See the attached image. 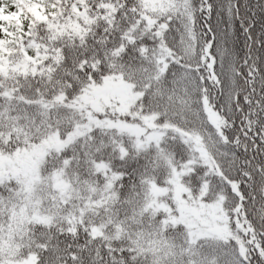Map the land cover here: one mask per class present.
Wrapping results in <instances>:
<instances>
[{
    "label": "snow or ice",
    "instance_id": "snow-or-ice-1",
    "mask_svg": "<svg viewBox=\"0 0 264 264\" xmlns=\"http://www.w3.org/2000/svg\"><path fill=\"white\" fill-rule=\"evenodd\" d=\"M0 264H264V0H0Z\"/></svg>",
    "mask_w": 264,
    "mask_h": 264
}]
</instances>
